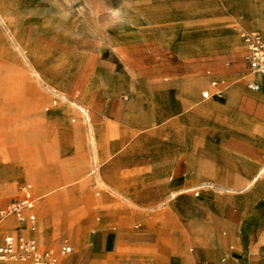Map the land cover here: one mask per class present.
I'll list each match as a JSON object with an SVG mask.
<instances>
[{
	"label": "rangeland",
	"instance_id": "rangeland-1",
	"mask_svg": "<svg viewBox=\"0 0 264 264\" xmlns=\"http://www.w3.org/2000/svg\"><path fill=\"white\" fill-rule=\"evenodd\" d=\"M227 1L0 0V183L10 179L0 186V203L20 193L21 184L32 183L38 231V206L47 198L52 200L49 232L57 237L38 238V244L45 245L41 248L50 247L58 256L79 251L89 256L92 231L109 217L119 226L112 228L116 236L99 258L100 264H185L177 256L166 255L185 231L173 201L143 198L134 203L126 195H136L137 187L147 185V176L139 181L133 167H139L137 158L143 162L153 151L161 155L164 134L155 133L160 127L123 126L121 120L132 93L139 92L138 108L146 114L151 100L157 99V88L163 83L174 86L176 74L204 76L200 98L211 78L228 86L225 96L235 85L250 90L247 79L260 76L247 72L241 32L255 30L264 36V26L252 24L242 10L231 13ZM247 2L264 11V0ZM215 34L220 42L208 50L207 41ZM148 75L157 78H145ZM52 98L57 101L51 103ZM55 106L67 110L62 119L53 118ZM80 122L94 124L107 139V160L101 162L106 172L101 176H96L100 168L92 162L94 151L74 128ZM250 128L264 131V111ZM152 132L155 139L147 135ZM90 134L89 127L88 140ZM220 157L222 168L229 171V156ZM75 176L81 178L62 184ZM55 184L60 185L51 189ZM4 221L17 232L27 229L14 218L0 223ZM170 227L175 241L164 231ZM65 241L72 250L61 253ZM261 245L253 264L264 258V240ZM185 247L190 252L198 242L188 240ZM205 256L210 261L216 254Z\"/></svg>",
	"mask_w": 264,
	"mask_h": 264
},
{
	"label": "crops",
	"instance_id": "crops-1",
	"mask_svg": "<svg viewBox=\"0 0 264 264\" xmlns=\"http://www.w3.org/2000/svg\"><path fill=\"white\" fill-rule=\"evenodd\" d=\"M247 1L228 0L227 9L231 13L235 10H242L249 15L253 24V3L248 4ZM235 41L240 45L238 38H235ZM178 42L185 41L179 40ZM207 42H210L208 50H211V47L214 49L216 42L220 41L215 34L214 38ZM179 50L184 53L182 48ZM247 72L260 76L259 79H247L246 86L250 90L241 85H235L228 89L225 96L223 92L228 86H223L217 78H211L209 85L202 89L201 98L198 96V89L205 83L204 76L187 77L183 74H176L178 76H174V82H172L174 86L163 83L157 88V99L156 101L151 100V105L146 108V114H142L138 108L140 101L137 95L139 92L132 93L128 98L126 109L128 111L121 120L123 126H135L140 129L160 127L155 133L161 132L164 135L161 155L153 151L143 162L137 158L136 165L139 167H133L137 170L133 173L139 175V181L143 180L142 176H147V185L137 187L139 193L136 195L134 193L129 195L127 192L126 195L134 203L142 201L143 198L158 199V202L161 198H163L161 201L166 199L173 201L172 207L181 224L184 223V226L181 225L180 228L182 230L184 228L185 231L181 234L179 241L170 247L166 255L169 258L177 256L185 264H253L255 252L262 248L261 242L264 240V131L253 132L250 126L257 122L264 111V76L251 72L249 67ZM207 73L211 74L210 71ZM145 78L157 77L148 75ZM212 80L218 81L217 87L212 85ZM250 82H257L259 88L249 87ZM206 89L211 92L221 89L223 95L221 98L226 99L220 101L214 96L203 97V91ZM89 91L88 86L85 89V99ZM108 93L110 95L112 92L108 91ZM147 95L150 96L149 93ZM56 101L55 98L51 99V103ZM82 107L88 118L87 109L84 105ZM66 113V109L55 106L52 116L58 120L62 119ZM77 127L84 141L90 144L92 152L94 150L88 136L89 127L90 131L93 128L98 143L96 151L104 163L107 158L104 147L107 146L109 150L106 144L107 139L92 123L85 125L80 122L74 126V128ZM86 128H88L87 133ZM147 135L151 139L156 137L153 132ZM222 154L229 156V164H231L229 171L222 168L224 166V162L220 160ZM92 162L95 165L93 158ZM97 168H100L99 176L105 174L106 168ZM173 189L179 192L175 197H169V192ZM217 190L223 192L218 193ZM7 202L9 201L5 200L0 204ZM137 205L141 206L142 203ZM11 218L31 229L30 221L20 222L14 215L8 216L6 220ZM114 222L119 221L110 220L109 217L104 220L102 218L90 235L89 256L90 260H96L97 264H100L99 258L109 249L110 242L116 236L112 228L119 225ZM169 229H164L169 234L167 237L170 240H177L175 234H171L173 228ZM32 230L34 232L31 231L30 234L22 233L38 240L37 226L35 225V229ZM2 231L0 243L5 234L13 232L7 227ZM191 239L198 242V247L191 248L189 252L185 244ZM252 240H255L254 243ZM177 243L180 244V248L176 247ZM39 246L44 247L45 245L40 244ZM205 253L211 256L216 254V256L208 261ZM263 253L264 250H262V255ZM257 264H264V258Z\"/></svg>",
	"mask_w": 264,
	"mask_h": 264
},
{
	"label": "built area",
	"instance_id": "built-area-1",
	"mask_svg": "<svg viewBox=\"0 0 264 264\" xmlns=\"http://www.w3.org/2000/svg\"><path fill=\"white\" fill-rule=\"evenodd\" d=\"M241 37L245 43V59L251 72L264 76V36L259 31H242ZM217 87L218 81L212 80ZM249 87L258 89L257 82H250ZM223 97L222 90L214 92L206 89L203 97ZM36 201L32 183L25 182L20 185V193L11 201L0 204V221L14 215L18 221H30L32 229L35 228V214L32 209ZM72 250V246L65 241L61 253ZM58 253L52 248H41L32 236L25 233L10 232L5 234L0 243V264H57Z\"/></svg>",
	"mask_w": 264,
	"mask_h": 264
},
{
	"label": "bare ground",
	"instance_id": "bare-ground-1",
	"mask_svg": "<svg viewBox=\"0 0 264 264\" xmlns=\"http://www.w3.org/2000/svg\"><path fill=\"white\" fill-rule=\"evenodd\" d=\"M253 12H254L253 24H257L258 23L259 25L264 26V11L261 9V6H258V5L253 3ZM253 31H255V30H253ZM90 132H91V136H90V141L91 142L90 143H91L92 149L94 150V154H95L94 155L95 156L94 157V162H95L96 167H101L102 160L98 156V153L96 151L97 148H98V143H97L95 135L93 133L94 132L93 128H91ZM100 174H101V172L99 174H97L96 176H99ZM80 178H81V176H75L70 181L63 182L62 184L63 185L64 184H74ZM33 182H35L38 185H42V183L39 182V180H37L36 178H33ZM9 183H10V179L5 180V178H4V180H2V182L0 183V186L1 185H7ZM59 185L60 184H55L51 189L56 188ZM178 192L179 191L175 190V189L171 190L169 192V197H175L178 194ZM52 204H53L52 200H49V198H47L43 202H40V205L38 206V213L40 214L41 224H40V229L36 232V235L38 236V238L40 240H44V239H46V237H49L50 240H51V238L52 239H56V237H57L56 233L55 234H51L49 232V228H52V226H53V205ZM7 217L3 218L1 221L6 219ZM6 227L9 228L13 232L19 231L18 229L15 230V228H10V225H9L8 222L4 221V222L0 223V231L5 229ZM30 227H31V224H30ZM22 231H24V232L28 231L29 234L31 233V231L34 232V230H32V227H31V229L28 228V227H27V229L23 228ZM43 232H45V234H43ZM34 239L36 240V238H34ZM79 255L83 256V257L81 256L83 258L81 260V263L77 262V259H78ZM95 262H96V260H94V259L90 260V256L86 255V257H85V254L82 251H79V252H74V253L67 254V255L62 254L61 256H59L57 264H95Z\"/></svg>",
	"mask_w": 264,
	"mask_h": 264
}]
</instances>
